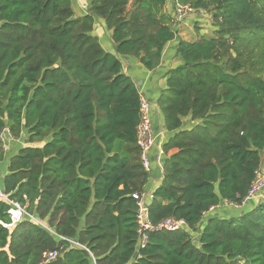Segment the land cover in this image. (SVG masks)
Segmentation results:
<instances>
[{
  "label": "trees",
  "instance_id": "16d2710c",
  "mask_svg": "<svg viewBox=\"0 0 264 264\" xmlns=\"http://www.w3.org/2000/svg\"><path fill=\"white\" fill-rule=\"evenodd\" d=\"M169 1L198 16L209 9L215 28L178 40L159 102L172 136L149 219H181L191 233H152L136 253L131 195L147 174L138 89L120 57L148 71L160 65L178 34ZM85 2L76 15L71 0H0V135L24 136L0 184L43 224L5 228L0 201V264H264V202L205 218L223 202L241 206L263 164L264 0ZM97 19L114 53L92 34ZM50 252L57 257L46 262Z\"/></svg>",
  "mask_w": 264,
  "mask_h": 264
},
{
  "label": "crops",
  "instance_id": "0c3cea01",
  "mask_svg": "<svg viewBox=\"0 0 264 264\" xmlns=\"http://www.w3.org/2000/svg\"><path fill=\"white\" fill-rule=\"evenodd\" d=\"M73 4V9L76 15H85L87 12V4L85 0H71ZM189 19L183 21V25H188ZM177 30V38L165 47L162 60L160 65L152 70H145L141 65L137 63L134 58L131 57H120L122 63L123 72L129 76L138 90H140L143 95L151 103L150 117L152 121V130L155 138L154 146L151 148L149 153L150 158V172L147 174V181L143 186V193L151 194L153 193L161 184L163 179V170L159 168L157 164V154L158 145L161 143L163 147L172 133L168 132L165 127L164 116L160 108V100L162 99V92L166 89V73L178 66L179 62L175 58V48L179 39L182 37L184 27L181 24L175 25ZM92 34L97 37L99 43L103 49L107 52L114 53V46L111 42V32L107 31L105 24L102 20L97 19L94 24ZM186 39V38H184ZM162 134V136H161ZM161 137H163L161 139ZM6 146L4 151V158L0 161V179L7 174L8 160L14 156L18 150L24 146V136L19 139H14L13 137L5 134ZM43 143H33V147H41ZM168 156L165 154L161 158V163L164 165L165 160ZM257 205L256 201H248L241 206L231 207L224 205V203L213 208L205 216L223 217L230 218L236 217L240 214L246 212L247 209H251Z\"/></svg>",
  "mask_w": 264,
  "mask_h": 264
},
{
  "label": "built area",
  "instance_id": "2783aa9c",
  "mask_svg": "<svg viewBox=\"0 0 264 264\" xmlns=\"http://www.w3.org/2000/svg\"><path fill=\"white\" fill-rule=\"evenodd\" d=\"M194 13L195 11L190 5L177 4L174 8V13H173V17H174L173 19L175 25L180 24L186 19V17ZM203 17H207V16L204 14ZM205 19L209 21L210 17ZM138 96H139V122L135 129L136 145L140 150L141 167L143 171L146 174H148L150 172L149 153L155 143V138L152 130V121L150 117V111L152 105L140 90H138ZM5 134L11 136L7 130H4L3 133L0 135V142L3 152L5 151V146H6ZM162 138L163 137H161V139ZM163 155H164V150L160 143L158 145L157 164L159 168L162 170L164 165L161 163L160 160ZM262 172L264 171L262 169V166H260L255 173V179L251 184L247 197L244 199L242 205L251 200L256 202H264V174ZM152 194L153 193L146 194L142 192V193H134L131 195L132 199L135 201V206H136L135 209V224H136V234H137L136 253H138L140 250L144 249L148 245L149 236L152 233L159 231H166V232L186 231L191 233V230L189 229L185 221L181 219L167 218L160 221L157 224H153L149 219V206L153 198ZM0 201L5 202L9 205V209L7 211V214L9 215V223L3 224L5 228H11L14 225L20 223L25 218H28L40 225H43L33 215L27 213L25 208L22 207L20 203L11 200L9 198V195L3 191L1 184H0ZM223 203L224 205L227 206L238 207L233 203H227V202H223ZM212 210L213 208H210L209 211ZM56 257H57V252H50L45 255L46 262L51 261Z\"/></svg>",
  "mask_w": 264,
  "mask_h": 264
},
{
  "label": "rangeland",
  "instance_id": "374dc122",
  "mask_svg": "<svg viewBox=\"0 0 264 264\" xmlns=\"http://www.w3.org/2000/svg\"><path fill=\"white\" fill-rule=\"evenodd\" d=\"M130 6L131 5H128L127 9H129ZM172 6H173V4H171V2L169 1L166 11H169L171 9V14L173 15L175 7L173 8ZM202 9H203V10H201L202 12L198 13L199 16L195 15V13H194V14L186 17V19L184 21L186 22L187 19H189L188 25L184 26L182 24L183 22L180 23L182 25V27H184L182 37H184L186 39H195L196 40L202 36L206 37V38H210L213 36V31L215 28L213 26H211V22H209L208 20L205 19L208 17H203L204 14H208L210 11H209V9H206V8H202ZM261 159L263 161V164L261 166H262V169L264 171V152L262 154ZM262 173L264 174V172H262ZM257 203L259 204L261 202H257Z\"/></svg>",
  "mask_w": 264,
  "mask_h": 264
}]
</instances>
